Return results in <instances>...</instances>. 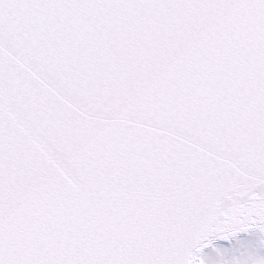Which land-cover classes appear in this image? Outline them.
Segmentation results:
<instances>
[{"label": "snow or ice", "instance_id": "1", "mask_svg": "<svg viewBox=\"0 0 264 264\" xmlns=\"http://www.w3.org/2000/svg\"><path fill=\"white\" fill-rule=\"evenodd\" d=\"M0 264H264V0H0Z\"/></svg>", "mask_w": 264, "mask_h": 264}]
</instances>
